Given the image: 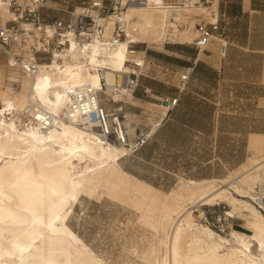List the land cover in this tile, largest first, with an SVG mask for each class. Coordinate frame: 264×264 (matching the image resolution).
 Instances as JSON below:
<instances>
[{
    "label": "bare ground",
    "instance_id": "6f19581e",
    "mask_svg": "<svg viewBox=\"0 0 264 264\" xmlns=\"http://www.w3.org/2000/svg\"><path fill=\"white\" fill-rule=\"evenodd\" d=\"M183 1L171 6L166 0H115L122 11L109 15L106 37L122 21L126 41L73 52L72 62L58 75L44 72L31 79L16 69L8 77L0 71V264H107L68 224L82 197L105 196L133 208L154 231L159 248L147 255L150 264H264V133L249 135L247 160L224 178H180L164 192L124 170L128 148L102 142L96 130L82 129L76 120L58 121L50 129L31 128L24 121L29 100L60 117L68 104L67 86L99 87L102 78L112 84L116 73L140 74L127 62L144 67L145 52L130 48V41L147 47L193 44L196 25L204 18L216 21L219 0H208L210 5ZM4 2L0 16L13 20ZM83 12L76 7L75 13ZM92 14L97 17L98 11ZM81 58L104 69L103 77L77 63ZM146 107L159 120L168 116L162 104ZM135 117L129 115V121ZM221 204L251 233L231 225L222 235L198 222L196 210L201 218L202 207Z\"/></svg>",
    "mask_w": 264,
    "mask_h": 264
},
{
    "label": "crops",
    "instance_id": "0c3cea01",
    "mask_svg": "<svg viewBox=\"0 0 264 264\" xmlns=\"http://www.w3.org/2000/svg\"><path fill=\"white\" fill-rule=\"evenodd\" d=\"M218 13L219 31L204 50L192 44L154 51L158 54L149 47L139 48L145 52V64L152 62L151 68L158 67L173 80L164 82L166 87L141 84L153 90L151 98L138 91L136 103L120 104L123 111L150 126L148 120L154 115L145 109L147 104L178 99L149 142L131 156L137 161L122 165L131 175L164 192L174 188L180 178L213 179L216 160L226 170L230 167L220 151L224 141L244 138L247 129V139L252 133H264V121L259 120L260 112L264 113V0H220ZM188 68L193 69L190 79L179 91L177 85ZM167 87L174 91L170 93ZM183 147L189 151H182Z\"/></svg>",
    "mask_w": 264,
    "mask_h": 264
},
{
    "label": "built area",
    "instance_id": "2783aa9c",
    "mask_svg": "<svg viewBox=\"0 0 264 264\" xmlns=\"http://www.w3.org/2000/svg\"><path fill=\"white\" fill-rule=\"evenodd\" d=\"M50 1L5 0L4 6L12 13L14 19L4 21L0 16V51L5 55L11 68L21 71L31 79L44 72L60 74L65 65L72 62L73 52L80 53L83 50L90 52L96 45L113 47L128 39L126 23L122 21H116L112 37H106L109 15L122 11V7L115 0L111 7L105 6L104 1H101L85 5L83 13L67 11L69 15L67 19L44 16V11L50 9ZM166 3L171 6L184 5L183 0H166ZM203 3L210 5L208 0H204ZM93 11H98L97 17L93 16ZM214 19L215 22L203 20L196 25L197 37L192 45L197 49H206L214 39L215 33L219 31V13L214 14ZM24 25H29L30 29ZM129 46L134 49L137 44L130 41ZM222 47L226 49V45ZM77 63L103 77L104 69L94 65L90 59L81 58ZM127 65L139 71L144 68L133 62H127ZM153 65L152 62H148L149 67ZM192 71V68H188L181 76L177 85L179 91L185 89ZM141 77H145L141 72L136 74L134 71H124L116 73L112 84H108L106 79L102 78L99 87L89 84L67 86L65 93L68 104L60 117H54L37 103L29 100L23 113L24 121L31 128L50 129L55 127L58 121L76 120L80 128L87 131L96 130L102 142L127 147L129 154L126 157H131L149 142L166 120L157 121L156 127L151 128L141 122L131 123L129 114L121 107L109 110L108 106L129 103L138 91H141L144 97L153 96L151 88L141 85ZM160 103L168 109L169 115L177 106L178 99L164 100ZM220 206L203 207L201 222L212 229L225 232L230 228L232 218L228 216L227 211H221Z\"/></svg>",
    "mask_w": 264,
    "mask_h": 264
},
{
    "label": "rangeland",
    "instance_id": "374dc122",
    "mask_svg": "<svg viewBox=\"0 0 264 264\" xmlns=\"http://www.w3.org/2000/svg\"><path fill=\"white\" fill-rule=\"evenodd\" d=\"M98 1L100 0H51L49 3L50 9L44 11V16L49 18L67 19L69 16L67 11L73 12L76 10V7H84L89 3ZM101 1H104L105 6L107 7H111L112 3H114V0ZM204 19L206 22H210L208 18ZM175 46L176 44L173 43H167L164 46L152 45L149 47V51L158 54V52L154 51H162L165 49L172 50ZM145 47L147 46L144 44H137L134 49H144ZM0 71L4 72L7 77L9 74L15 72L14 69L8 66L6 57L1 51ZM159 71L158 67L149 68L146 63L141 70V73L148 78L141 77V84L151 83L166 87L163 83L172 82L173 76H165V73H160ZM6 84H8V78ZM14 88L17 93L22 91L21 85L16 84ZM168 89L170 93L174 91L171 87ZM149 100L150 99H147L146 101L151 102ZM117 107H120V105H114L112 109ZM124 109L128 112H132L128 106H125ZM246 110L247 112L250 111V109ZM260 113V115L264 116V113ZM157 116L158 115L155 114L154 119H150L153 122L148 120V122L151 123L150 126H154V124L159 121V117ZM262 116L259 119L261 122L264 121V117ZM155 117L157 118L155 119ZM140 121L139 117H135L134 123L138 124ZM247 134L248 129L244 138L240 140L227 139L224 141V145L220 151L223 152V159L230 162V167L226 170L221 164H219L218 160H216L214 162L215 172L213 178H224L232 170L247 160L249 156ZM182 151L188 152L189 148L183 147ZM131 159L137 161L134 157H126L121 161V165H124ZM138 172L141 174V171ZM186 178L188 180L193 179H189L190 177ZM172 183L175 182L173 181ZM178 183L179 179L176 181V184ZM209 207L210 206H207L206 208ZM202 209L204 210L203 207ZM220 210L229 212L230 209L227 205L221 204ZM200 214V211L196 210L194 215L198 222L202 223ZM230 223L239 231L248 234L251 233L244 227V222L239 219H232L230 220ZM68 224L71 229L77 233L107 264H150L147 255L149 253L158 252V239L152 229L140 222V214L133 208L114 202L106 196L101 199L82 197L68 221ZM214 230L219 234L225 235L229 229L225 230V232H221L218 229Z\"/></svg>",
    "mask_w": 264,
    "mask_h": 264
},
{
    "label": "water",
    "instance_id": "95a60500",
    "mask_svg": "<svg viewBox=\"0 0 264 264\" xmlns=\"http://www.w3.org/2000/svg\"><path fill=\"white\" fill-rule=\"evenodd\" d=\"M167 103H164V105H166Z\"/></svg>",
    "mask_w": 264,
    "mask_h": 264
}]
</instances>
